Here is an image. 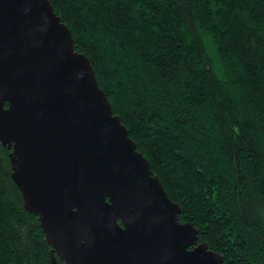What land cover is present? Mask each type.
Returning <instances> with one entry per match:
<instances>
[{
  "label": "trees",
  "instance_id": "obj_1",
  "mask_svg": "<svg viewBox=\"0 0 264 264\" xmlns=\"http://www.w3.org/2000/svg\"><path fill=\"white\" fill-rule=\"evenodd\" d=\"M49 2L179 221L223 264H264V0ZM11 151L0 142V264H63Z\"/></svg>",
  "mask_w": 264,
  "mask_h": 264
},
{
  "label": "water",
  "instance_id": "obj_2",
  "mask_svg": "<svg viewBox=\"0 0 264 264\" xmlns=\"http://www.w3.org/2000/svg\"><path fill=\"white\" fill-rule=\"evenodd\" d=\"M0 142L63 264H223L179 221L49 0H0Z\"/></svg>",
  "mask_w": 264,
  "mask_h": 264
}]
</instances>
